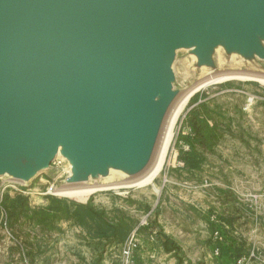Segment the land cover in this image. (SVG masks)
Returning <instances> with one entry per match:
<instances>
[{"label":"water","instance_id":"1","mask_svg":"<svg viewBox=\"0 0 264 264\" xmlns=\"http://www.w3.org/2000/svg\"><path fill=\"white\" fill-rule=\"evenodd\" d=\"M237 1L219 7L247 37ZM239 1L264 23V0ZM205 15L194 0H0V170L27 174L61 144L86 168L137 156L134 84L158 82L182 23Z\"/></svg>","mask_w":264,"mask_h":264},{"label":"rangeland","instance_id":"2","mask_svg":"<svg viewBox=\"0 0 264 264\" xmlns=\"http://www.w3.org/2000/svg\"><path fill=\"white\" fill-rule=\"evenodd\" d=\"M194 2L197 10L207 13L201 23V29L199 30L191 21L183 22L185 32L180 41L176 40L177 45L182 47L172 61L159 63L158 82L134 84L135 100L145 111L143 122L136 131L139 134V143L142 141L145 143L137 156L119 162L126 169L132 170L130 175L114 177L115 181L113 179L108 181L112 184L122 182L120 184L122 186L101 189L93 193L85 202L60 194L58 189L70 186V181L76 176H86L89 167H92L94 171V177L91 179L93 184L102 186L109 184L104 177L98 176L99 172L96 171L98 165L94 163L96 160L86 168L80 162L74 147L66 144L61 145L68 153L65 156H56L39 176L27 182L0 178V243L4 244L7 255L4 260L1 258L0 264H99L91 248L84 242L76 241L73 233L71 237L63 241L61 238L63 231L59 224L68 220L64 219L61 213L43 214L47 220H39L38 208L47 204V195L75 203L91 202L105 211L121 205L127 207V212L133 215V221L139 223L152 207L150 204L159 202L164 192L178 189L179 184L201 192L203 185H206V177H222L224 154L228 155L227 152L231 151L232 159L235 161L237 149L225 151L222 147L225 142L235 145L238 138L236 136L233 139H225L224 135L231 137V134L227 132L232 131L231 127H237L241 120L247 118L246 122L250 121L249 115L244 110L253 108L258 97L264 95V83L257 78V76H264V23L254 17L251 18L255 15L247 12L245 6L238 0L237 7L241 15L244 14L243 20L249 29V34L244 37L221 11L219 0H194ZM207 18H212L208 27ZM236 47L241 48V54L233 53L232 49ZM222 76L243 78H225V80ZM204 81L206 84L203 83ZM195 88L198 89L189 97L187 104L175 120L173 137L160 173L147 185L130 186L131 180L138 179L137 175L150 166L156 138L160 136L165 126L175 100ZM144 93L153 98H143ZM197 93L204 94L199 101L207 103V110L211 116L210 122H216L219 125V140L213 151L206 154V160L201 169L190 172L184 169V164L179 159V151L181 148L189 147L182 137L192 134L189 117L191 110L198 105V102H192V98ZM250 96L254 97V101L249 105ZM260 114L261 119H257V123L250 127V132L247 134L248 139L257 143L260 149L245 150L244 153L250 156L251 153L258 154L259 163L264 167V108ZM262 189H264V182ZM261 193L264 194V191ZM6 197H8L6 203L11 206L14 205L15 200L20 202L22 197H28L29 208L33 215L31 213L22 215L18 211L13 213V210L6 211L2 206ZM255 199L253 195L245 201L247 204H254ZM135 201H141V205H131ZM262 201L264 205V198ZM34 214L35 218H32ZM2 221H6L8 230L21 244L9 239Z\"/></svg>","mask_w":264,"mask_h":264},{"label":"crops","instance_id":"3","mask_svg":"<svg viewBox=\"0 0 264 264\" xmlns=\"http://www.w3.org/2000/svg\"><path fill=\"white\" fill-rule=\"evenodd\" d=\"M263 108L264 95H261L253 108L243 109L250 121L241 120L227 132L231 137L224 135L225 139L237 136L238 140L235 145L223 144L225 151L237 149V158L232 159L231 151L223 155L222 177H206L201 192L179 184L178 189L164 192L159 202L149 203L155 216L139 227L141 244L135 253L137 264H237L240 257L252 252L254 255L247 264H264V194L261 193L264 167L258 154L244 153L260 149L247 134L257 119H261ZM253 195L256 201L247 204L246 198ZM131 205L139 206L141 201ZM106 210V215L116 223L126 218L130 231L139 224L133 221L127 207L116 205ZM213 216L219 223L212 221ZM59 225L63 241L73 233L76 241L91 248L97 263L120 264L121 244L126 238L118 242L112 236L93 234L72 220ZM216 231L220 238L216 237ZM5 256L6 248L0 243V260Z\"/></svg>","mask_w":264,"mask_h":264},{"label":"trees","instance_id":"4","mask_svg":"<svg viewBox=\"0 0 264 264\" xmlns=\"http://www.w3.org/2000/svg\"><path fill=\"white\" fill-rule=\"evenodd\" d=\"M202 96L204 94L197 93L192 98L193 103L198 102L197 107L191 110V116L189 117L192 134L182 137L189 147L188 149L181 148L179 151V159L183 162L184 169L190 172L201 169L202 164L206 160V154L213 151L219 140V125L216 122H210L211 116L207 110V103L199 101ZM7 198L2 204L6 211L13 210V213L18 211L22 215L32 214L28 197H20L22 200L20 202L15 200L13 206L6 203ZM46 198L47 204L38 208L37 214L40 221L47 220L43 214L61 213L64 219L74 221L89 232L100 236H112L118 242L123 241L131 229L129 226L130 222L126 218H120L119 222L116 223L106 215L105 210L96 207L91 202L75 203L52 195H47ZM10 214L12 215V213ZM40 215L44 217L42 218ZM32 218H35V214Z\"/></svg>","mask_w":264,"mask_h":264},{"label":"bare ground","instance_id":"5","mask_svg":"<svg viewBox=\"0 0 264 264\" xmlns=\"http://www.w3.org/2000/svg\"><path fill=\"white\" fill-rule=\"evenodd\" d=\"M211 21H212V18H207V21H206L207 27L210 25ZM170 45L172 47V51H171V55L166 58L167 62L172 61L173 57L176 55V53L182 47L181 45H176V43L173 40L170 42ZM232 51L234 54H241L242 53L241 48H239V47L233 48ZM253 75H251V76H253ZM222 77H224V76H222ZM236 77H241V76H227V77H224L223 79H225V78L226 79H232V78H236ZM241 78H243V77H241ZM245 78H248V77H245ZM257 78L260 82L264 83V76L263 75L257 76ZM203 83L206 84L205 81ZM197 89L198 88H195L192 91H189L188 93L179 96L175 100V103L172 107L173 108L172 112L170 113V115H168L167 122H166L165 126L162 128L160 136L158 138H156V141L154 144V152L152 151L153 156H152L150 166L145 171H143L140 175H137L139 177L138 179H136L135 181L131 180V183H129L130 186L131 185H137V186L147 185V184L151 183L153 181V179L155 177H157V175L160 173V171L163 167V164L165 162L166 156H167V152H168L170 142H171L172 137H173V126H174L175 120L178 118L180 112L182 111V109L187 104L189 97ZM142 97L143 98H150V97L153 98L151 95H149V94L147 95L145 93L142 95ZM144 143H145L144 141L141 142L140 147H139V152H141V150L143 149ZM67 153H68V151L65 150L62 145H60L58 150H57L56 156H65ZM77 156L80 157L79 152H78ZM94 163L98 165L97 170H96L97 172H99L98 176L104 177V179L107 182L111 179H113V181H115L114 177H128V175H130V173L132 172V170L126 169L124 166H122L121 164L116 162L114 160V158L112 157V155H107L105 157H102ZM47 166H48V164L45 161V162H43V164H41V166H39L38 168L32 170L31 172H29L27 174H24V173L20 174V173L10 171V170L3 172L0 170V178L5 179V180L27 182V181L33 179L34 177L39 176L46 169ZM80 167H81V165H80ZM101 170L102 171L104 170V172H102ZM92 177H94V171H93V168L90 167L87 170L86 176H82V177L76 176V178H74L73 180L70 181L71 182L70 186L60 188V189H58V192L60 194L65 195V196L74 198L77 201L85 202L93 193H95L101 189H109V188H116V187L122 186V185H120L122 182L120 184H112L111 182H108L109 184H104L103 186L101 184H97V183L93 184L91 182ZM128 182H129V179H128ZM123 184H125V183H123Z\"/></svg>","mask_w":264,"mask_h":264},{"label":"built area","instance_id":"6","mask_svg":"<svg viewBox=\"0 0 264 264\" xmlns=\"http://www.w3.org/2000/svg\"><path fill=\"white\" fill-rule=\"evenodd\" d=\"M254 101V97H249L248 102L249 105ZM51 190H53V187H51ZM155 216L154 210H149L145 213V216L140 220L139 224L135 226L130 233L127 235L126 239L121 244V252H120V264H137L135 261V253L139 249V246L141 244L140 237H139V227L147 225L152 218ZM212 221L214 223H219L218 218L216 216L212 217ZM3 222V221H2ZM4 223V229L6 230V234L9 237V239H12L13 241H17L18 244H21L15 237L10 233V231L7 228L6 221ZM216 237L220 238L219 232H215ZM254 255V252H252L249 256H243L240 257L237 260V264H247L248 261H250L251 257Z\"/></svg>","mask_w":264,"mask_h":264}]
</instances>
